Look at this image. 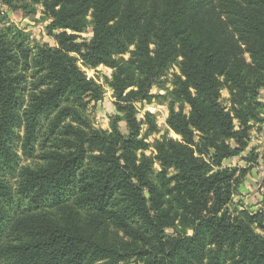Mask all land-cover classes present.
Listing matches in <instances>:
<instances>
[{"label": "trees", "instance_id": "obj_1", "mask_svg": "<svg viewBox=\"0 0 264 264\" xmlns=\"http://www.w3.org/2000/svg\"><path fill=\"white\" fill-rule=\"evenodd\" d=\"M36 6L53 43L0 10V264H264V195L235 201L260 156L264 0ZM82 66L113 70L110 129L90 118L106 91ZM156 99L168 129L151 142L157 117L138 114Z\"/></svg>", "mask_w": 264, "mask_h": 264}, {"label": "rangeland", "instance_id": "obj_2", "mask_svg": "<svg viewBox=\"0 0 264 264\" xmlns=\"http://www.w3.org/2000/svg\"><path fill=\"white\" fill-rule=\"evenodd\" d=\"M29 0L14 2L12 7L2 4L0 0V10L6 16L7 24H16L21 28L25 33L29 34L30 41L34 43L36 40H44L53 43L51 37L47 34V24L49 23V18L43 13L41 6L36 7H27ZM93 35L92 26L89 27L88 32L83 33V36L90 38ZM126 58L129 57V54L125 55ZM83 67V70L86 71L88 77L95 78L99 83L105 86V96L99 100L94 101L90 106L88 113L95 127L98 129H110L111 122L113 121L117 110L115 108V98L113 97L112 90L108 88L105 82V77H111L113 70L106 66H100L97 69H90ZM178 72L179 68L177 66L170 69V77L172 73ZM154 92H159L157 88L154 89ZM164 92V91H160ZM264 95V92H263ZM229 95L227 91H224V97L227 98ZM264 97V96H263ZM149 110L153 112L158 121L160 131L156 134H153L150 138L151 142H154L155 139L160 138L168 129L167 118L169 116V109L166 103L161 102L159 99L154 100L151 104L145 105V108L139 110L138 117L142 118L144 112ZM185 110L188 112L189 107H185ZM124 127V123L121 124ZM125 129L123 128V131ZM170 135L179 138L173 132ZM251 148H254L259 153V161L254 164L253 168L244 176L242 183L239 186L235 194L236 202H244L248 204L251 208H257L258 202L264 195V123L261 125H256L253 130V135L251 139ZM31 159H23V164L33 165L35 162ZM231 165L239 167H247L248 164L243 159H237L234 162H230ZM156 168H159V164H156Z\"/></svg>", "mask_w": 264, "mask_h": 264}]
</instances>
